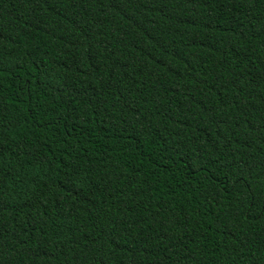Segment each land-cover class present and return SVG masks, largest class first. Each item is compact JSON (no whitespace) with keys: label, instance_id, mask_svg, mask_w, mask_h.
Returning a JSON list of instances; mask_svg holds the SVG:
<instances>
[{"label":"trees","instance_id":"16d2710c","mask_svg":"<svg viewBox=\"0 0 264 264\" xmlns=\"http://www.w3.org/2000/svg\"><path fill=\"white\" fill-rule=\"evenodd\" d=\"M0 264H264V0H0Z\"/></svg>","mask_w":264,"mask_h":264}]
</instances>
